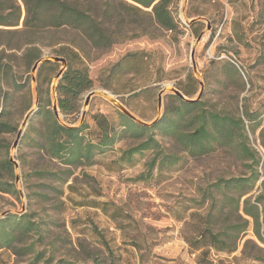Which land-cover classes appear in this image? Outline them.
<instances>
[{
	"label": "rangeland",
	"instance_id": "374dc122",
	"mask_svg": "<svg viewBox=\"0 0 264 264\" xmlns=\"http://www.w3.org/2000/svg\"><path fill=\"white\" fill-rule=\"evenodd\" d=\"M171 1L177 30L126 40L99 55L83 44L90 59H67V66L87 68L92 86L79 97L75 112L64 115L58 107L61 121L83 126L84 139L98 143L101 133L95 117L103 118L112 136L94 150L89 163L53 157L43 143L50 115L57 121L51 84L60 64L53 74L42 71L38 96L39 67L32 73L33 63L25 58L31 36L22 27L19 0L18 24L0 25V111L14 128L0 134V159L11 158L18 165L16 170L12 163L17 193H0V214L26 215L35 224L27 234L16 230L11 248H0V264H264V0H187L185 19L199 18L192 26L181 18V0ZM207 23L206 38L195 49L196 75L190 50ZM73 36L63 29L38 34L40 57H66L53 49L66 47ZM135 52H144L147 63L135 56L129 59ZM199 80L204 85L201 107L242 118L247 140L233 134L195 155L157 128L136 137L123 128L124 115L98 94L83 106L88 91L104 89L150 122L158 115L157 95L166 83L180 90L191 85L195 92L185 96L193 98ZM169 94L163 95L161 116L171 102ZM36 95V109L16 140ZM56 99L58 105L57 92ZM186 119L180 127L191 130L194 125ZM148 136L153 139L150 148L129 152ZM242 144L256 151L257 164ZM231 178L246 179L249 192L240 197L235 186L225 184ZM257 197L261 238L243 211L247 202L257 204ZM206 226L222 233L227 249L200 238Z\"/></svg>",
	"mask_w": 264,
	"mask_h": 264
},
{
	"label": "trees",
	"instance_id": "16d2710c",
	"mask_svg": "<svg viewBox=\"0 0 264 264\" xmlns=\"http://www.w3.org/2000/svg\"><path fill=\"white\" fill-rule=\"evenodd\" d=\"M19 1L24 9L22 27L31 36L26 41L28 46L25 51V58L29 64L41 58V46L36 42L40 33L57 32L62 29L72 31L74 36L68 41L69 45L53 49L54 52L65 55L64 58L72 63L79 57L90 59V55L85 51L83 44H87L91 49H94L96 55H99L117 43L141 36L155 38L159 36L160 30L172 32L179 27L178 20L174 18L170 10L171 0ZM19 19L20 4L18 0H0V25L14 26L18 24ZM134 56L138 57L140 62L147 63V55L144 52L131 53L129 59ZM56 68L57 63L51 61L43 62L39 66L36 77L38 96L42 93V82H44V79L40 78L42 71L46 69L48 73L53 74ZM49 80L48 78L46 82L49 83ZM188 80L191 84L194 83L190 75H188ZM91 86L92 80L85 66L68 64L56 87L59 110L64 115L75 112L79 106V97ZM178 90L184 95H191L195 92V88L191 85L189 88ZM168 97L171 102L164 106L162 116L153 125L141 126L123 116V128L136 137L145 135L152 128H157L164 135L175 138L184 150L195 155L207 152L213 147V142H219L222 138L233 134L239 133L247 140L243 133L244 120L242 118L206 110L201 107L200 99L184 101L174 94H169ZM47 105H49L48 99H46L45 106ZM185 116L188 117L186 121L194 125L191 130L180 127ZM250 117V113L245 111V119L250 121ZM95 120L101 133V139L98 143L84 139V135L81 134L83 126L62 125L50 115V123L42 134L43 143L48 146L53 157H63L68 163L74 160H85L89 163L94 155V150L101 145H106L108 138H112L109 136L110 129L107 121L99 117H95ZM13 130L11 123L2 116V111H0V134H7ZM152 142V137L148 136L145 141L130 149L129 152L134 153L150 148ZM242 150L252 162L258 163L259 159L256 157L255 150L248 148L245 144H242ZM163 157L159 159V162L164 161ZM155 160L153 159L152 163ZM256 179L257 175L254 176V180ZM245 181L246 179L243 178H231L226 180L225 184L235 186L238 195L241 197L247 194L250 189L245 187ZM0 193L9 195H16L17 193L13 184V165L7 158L0 159ZM260 202V197H257V204L247 202L243 208L244 213L252 218L255 234L259 238H261L258 213ZM262 219L264 221V216ZM34 226L35 224L26 215L6 214L0 218V248H11L16 232L27 234ZM221 234L213 232L211 227L206 226L199 233V236L200 238L208 237L212 245L224 250L227 249L226 241L220 238ZM27 264H33V262Z\"/></svg>",
	"mask_w": 264,
	"mask_h": 264
},
{
	"label": "water",
	"instance_id": "95a60500",
	"mask_svg": "<svg viewBox=\"0 0 264 264\" xmlns=\"http://www.w3.org/2000/svg\"><path fill=\"white\" fill-rule=\"evenodd\" d=\"M187 4V0H181L180 3V12L183 13V15L185 14V6ZM199 20V18H192V19H183L184 24H186L187 26H190L193 22ZM210 26L207 23L205 30L201 31L198 36L196 37L193 46L191 47L190 50V61H191V67H192V72L196 75H198V71H197V66L195 63V59H194V55H195V49L197 47L198 44H200V42L202 41L203 37L205 35H207V31L209 30ZM46 61H53L56 63L60 64V67L54 77V81L51 84V93H52V111L53 114L55 116V118L57 119V121L62 124L65 125L62 121H61V117L62 115L60 114L59 110H58V105H57V99H56V86L57 83L59 81V79L61 78L62 74L64 73V71L67 68V60L62 57V56H57V55H51V56H45V57H41L38 60H36L32 67H31V72L34 73L37 68ZM34 79V78H33ZM167 84V83H166ZM164 85V88L161 89L157 95V109H158V115L150 122H146L140 118H138L135 114H133L126 106H124L115 96H113L110 92H108L107 90L101 89V92H95L96 89L90 90L87 92V94L85 95V99L83 102V106L85 107L91 96L98 94L104 98H106L114 107H116L124 116H126L127 118H129L131 121H133L136 124H139L141 126H145V127H149L151 125H153L156 121L159 120V118L161 117V113H162V101H163V95L165 93H170V94H174L176 96H178L179 98H181L184 101H195V100H199L203 91V82L201 80H199V91L197 92V94L193 97V98H188L186 97L181 91H179L177 88H175L174 86L170 85V83L168 85ZM107 93H110L112 95V97H108ZM36 104H37V95L35 97V106H33L25 115L24 120L21 123V127L20 129L17 131L16 134V140L20 138V136L22 135V131L25 128V126L27 125V121L29 120L31 114L35 111L36 109ZM84 115V112H82V117ZM16 145V141L14 142L13 146ZM10 162L13 163L14 168L16 170H18V165L15 161H13L11 158L9 159ZM19 179L18 174H15V183L17 184ZM20 193V197L23 198V192L19 190ZM8 211H4L0 214V218H3L6 214H8Z\"/></svg>",
	"mask_w": 264,
	"mask_h": 264
},
{
	"label": "bare ground",
	"instance_id": "6f19581e",
	"mask_svg": "<svg viewBox=\"0 0 264 264\" xmlns=\"http://www.w3.org/2000/svg\"><path fill=\"white\" fill-rule=\"evenodd\" d=\"M180 13H181V18L184 19L183 13L182 12H180ZM205 38H206V35L203 37V39H202V41L200 43H202ZM166 85H168V83ZM95 92H98L99 93V92H101V89H96ZM107 96L108 97H112V95L110 93H107Z\"/></svg>",
	"mask_w": 264,
	"mask_h": 264
}]
</instances>
